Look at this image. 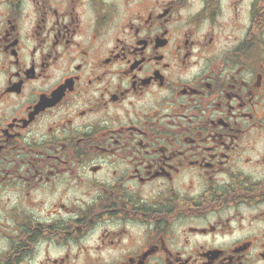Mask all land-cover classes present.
<instances>
[{"label": "flooded vegetation", "instance_id": "1", "mask_svg": "<svg viewBox=\"0 0 264 264\" xmlns=\"http://www.w3.org/2000/svg\"><path fill=\"white\" fill-rule=\"evenodd\" d=\"M0 264H264V0H0Z\"/></svg>", "mask_w": 264, "mask_h": 264}]
</instances>
